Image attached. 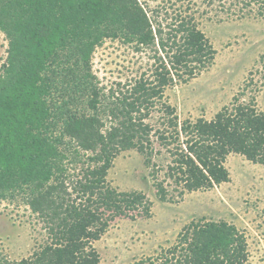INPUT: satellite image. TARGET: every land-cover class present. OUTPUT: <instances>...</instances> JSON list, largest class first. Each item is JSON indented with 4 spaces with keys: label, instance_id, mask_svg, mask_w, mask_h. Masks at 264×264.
Returning <instances> with one entry per match:
<instances>
[{
    "label": "trees",
    "instance_id": "1",
    "mask_svg": "<svg viewBox=\"0 0 264 264\" xmlns=\"http://www.w3.org/2000/svg\"><path fill=\"white\" fill-rule=\"evenodd\" d=\"M203 2L240 17L254 4L264 12V0ZM194 4L0 0L7 40L0 64V201L20 200L43 232L29 255L0 254V264H98L93 242L114 219L150 215L143 192L119 191L107 180L122 150L142 154L160 201L227 182L231 153L264 164V111L253 96L241 93L211 119L193 120L179 119L164 99L166 87L189 81L214 59ZM106 39L147 54L150 64L105 93L91 61ZM247 253L234 226L191 221L164 253L133 264H244Z\"/></svg>",
    "mask_w": 264,
    "mask_h": 264
},
{
    "label": "rangeland",
    "instance_id": "2",
    "mask_svg": "<svg viewBox=\"0 0 264 264\" xmlns=\"http://www.w3.org/2000/svg\"><path fill=\"white\" fill-rule=\"evenodd\" d=\"M140 1L153 8L161 0ZM194 2L200 12L199 27L215 49L214 59L189 81L166 87L164 99L181 120L211 119L241 93V97L253 96L256 108L264 111V12L258 14L254 4L253 10L246 9L240 17L226 12L218 2L209 6L203 0ZM6 47L7 40L0 31V64ZM149 64L147 54L106 39L95 48L91 68L106 93L110 85L138 76ZM158 116L154 111L150 121L155 123ZM225 166L229 171L227 182L186 192L175 201H160L142 154L136 149L120 151L108 170L109 184L119 191L143 192L151 201V210L146 217H117L110 223L93 242L100 257L98 264L154 259L176 243L191 221H223L234 226L245 237L248 253L244 264H264V164L231 153ZM40 227L20 200L0 201V254L12 259L29 255L42 243Z\"/></svg>",
    "mask_w": 264,
    "mask_h": 264
}]
</instances>
